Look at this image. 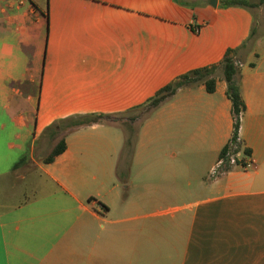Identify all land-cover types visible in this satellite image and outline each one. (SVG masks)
I'll list each match as a JSON object with an SVG mask.
<instances>
[{
  "label": "crops",
  "instance_id": "crops-1",
  "mask_svg": "<svg viewBox=\"0 0 264 264\" xmlns=\"http://www.w3.org/2000/svg\"><path fill=\"white\" fill-rule=\"evenodd\" d=\"M263 6L0 0V264H264ZM247 40L238 146L253 168L219 157L233 131L223 78L213 92L182 86L142 118L47 130L133 113ZM61 136L65 150L44 162Z\"/></svg>",
  "mask_w": 264,
  "mask_h": 264
},
{
  "label": "trees",
  "instance_id": "trees-1",
  "mask_svg": "<svg viewBox=\"0 0 264 264\" xmlns=\"http://www.w3.org/2000/svg\"><path fill=\"white\" fill-rule=\"evenodd\" d=\"M264 3V0H221V4L224 7L229 6H239L245 8H256ZM252 34V33H251ZM249 41H245L241 46L237 48L228 49L218 65H221L223 68V79L227 84L226 94L231 101V113L233 116V131L231 138L227 144H225L220 153L219 157L223 159L224 164L229 165L228 162V152L231 148V145L236 142L240 124V116L245 110V103L243 101L239 79H238V66L236 65V55L238 50L241 47H244ZM218 65L205 66L201 68H196L186 72L175 80L169 82L168 84L161 87L149 100L141 105L140 107L145 106V115H148L154 108H156L162 101L165 100L168 96L174 94L178 88L185 85H196L203 83L208 92H213L216 88V78L212 75L213 70ZM139 107V108H140ZM133 118H136L135 116ZM112 114L106 113H86V114H76L65 117L59 122L54 123L49 126L47 130H54L55 126H59L53 133V138H57L62 131H70L77 127L83 125H90L94 123H104L112 122ZM66 148V142L64 136L58 138L55 145L52 147L51 151L43 158V161L48 163L55 159L57 155L62 153ZM248 154L249 151L247 150Z\"/></svg>",
  "mask_w": 264,
  "mask_h": 264
},
{
  "label": "rangeland",
  "instance_id": "rangeland-1",
  "mask_svg": "<svg viewBox=\"0 0 264 264\" xmlns=\"http://www.w3.org/2000/svg\"><path fill=\"white\" fill-rule=\"evenodd\" d=\"M249 9V8H248ZM249 10H252V9H249ZM253 10L255 11L256 15H258V11L256 8H253ZM261 10L262 12H260V18H259V23H258V26L256 28V32L259 33L263 28L264 26V6L261 7ZM261 37V35H260ZM249 44V43H248ZM247 44V45H248ZM247 45L244 46V48H247ZM243 60V55L242 53H237L236 55V65L238 66ZM212 75L215 77V78H223V68L221 65H218L212 72ZM145 106L143 107H140V108H137L135 110H133L134 112H123V113H120V114H112L113 115V119L115 121H118V122H124L126 118L128 119H131L133 116H139L140 118H142L144 115H145ZM31 170H34V167H30ZM41 189L40 188H32V189H28L27 191V194H31L34 193V192H38L40 191ZM42 191V190H41Z\"/></svg>",
  "mask_w": 264,
  "mask_h": 264
},
{
  "label": "built area",
  "instance_id": "built-area-1",
  "mask_svg": "<svg viewBox=\"0 0 264 264\" xmlns=\"http://www.w3.org/2000/svg\"><path fill=\"white\" fill-rule=\"evenodd\" d=\"M238 140L239 137L237 136L236 142L231 145V148L227 154L228 156V162L231 164H237L239 163L240 166L244 169H250L255 167V161L250 156H247V153H245L243 150H240L238 146ZM222 161H220L218 164L220 165ZM218 169V165L215 166L212 169V173H216Z\"/></svg>",
  "mask_w": 264,
  "mask_h": 264
}]
</instances>
